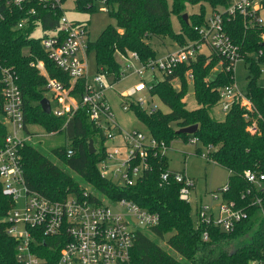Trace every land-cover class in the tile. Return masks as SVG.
<instances>
[{"label":"trees","instance_id":"1","mask_svg":"<svg viewBox=\"0 0 264 264\" xmlns=\"http://www.w3.org/2000/svg\"><path fill=\"white\" fill-rule=\"evenodd\" d=\"M204 1L209 2L214 10L232 3V0H172L170 7L168 0H104L107 12L116 18L117 23L106 26L96 40H89L87 50L88 54L94 53L96 71L111 75L114 84L121 72V64L116 57L119 52L136 51L141 61L146 62L157 54L153 40L159 39L163 43L169 37L178 46H183L199 39L196 27L206 23L204 9L190 13L188 23L183 13L187 4ZM96 2L76 0V8L83 12L96 11L99 9ZM32 7L36 8V13L29 15L27 12ZM0 11V113L4 111L1 67H13L23 93L26 128L30 130L31 125H39L46 132L63 133L75 153L68 156V146L62 145L53 148L54 154L85 183L107 197L113 200L126 198L159 213L160 223L150 232L158 238L170 233L167 242L180 256L163 248L149 232L138 231L131 254L132 264H264V212L252 203L254 193L247 194L252 184L244 176L245 169L264 173V85L258 83L261 65L264 64V24L254 20L249 22L238 13L224 15L225 29L239 46L240 58H245L248 64L250 74L245 92L253 102L255 116L260 114L256 132L248 130L245 108L238 103L232 105L223 119L212 114V108L220 101L219 89L234 82V69L227 68L226 60L220 64L221 69L216 76L210 78L213 68L221 60L214 52L198 54L191 63L181 64L173 75H164L154 83L151 93L169 106L168 111L162 108L148 111L130 101L129 111L136 113L156 139L169 143L178 137H198L197 152L210 147L213 160L229 169V190L223 197L246 208L249 216L226 231L214 224H197L192 204L179 197L182 184L174 174H170L167 180L162 178V173L169 171L166 155L150 154L148 167L131 184L119 185L103 176L99 168L107 150L103 129L89 119L84 106L79 107L66 125L64 119L54 112L47 113L41 105V100L48 97L47 79L31 65L33 61L42 60L51 77L59 79L67 87L71 85V77L51 60L40 38L34 35L37 29L44 33L54 29L63 11L52 10L37 2L18 6L7 0H0ZM172 13H177L181 19V32L173 29ZM23 18L28 20L19 27L18 23ZM84 25L88 28L87 24ZM190 70L197 101L195 108H189L184 100L190 87L186 75ZM174 80L180 81L179 88L174 86ZM84 84V79L78 80L72 91L79 99ZM123 102L122 99L121 104ZM192 124H198L196 133L178 132V129ZM6 134L7 126L0 119V146L4 144ZM91 140L96 147L94 153L90 152ZM22 152L24 175L31 189L53 200L64 199L71 192H83L85 183L56 165L35 145L26 144ZM259 195L263 197L264 208V190L259 191ZM12 205L13 200L3 194L0 182V264H18V241L8 233V222L3 219ZM253 227L254 231L249 234ZM205 231L209 233L208 238L204 237ZM248 235L249 239L242 242ZM50 240L48 238L41 246L46 248ZM55 246L57 252L61 244Z\"/></svg>","mask_w":264,"mask_h":264},{"label":"built area","instance_id":"2","mask_svg":"<svg viewBox=\"0 0 264 264\" xmlns=\"http://www.w3.org/2000/svg\"><path fill=\"white\" fill-rule=\"evenodd\" d=\"M7 1L18 6L37 2L52 10L63 11L54 29L46 33L41 31L40 40L51 60L71 77V85L67 87L59 79L51 77L42 60L33 61L31 65L46 77V87L51 93V111L63 118L65 125L79 107L84 106L89 119L103 129L111 143L108 145L105 142L106 155L99 163L102 175L119 185L135 182L148 167L147 159L150 154L165 155L169 143L156 139L148 130L137 129L123 133L118 126L107 97V91L113 85L111 75L96 71L90 77L87 60L90 40L88 28L82 23L69 20L63 0ZM100 10L107 11L108 8L104 5ZM27 13H36V8L32 7ZM237 13L249 22L254 20L264 24V0H232L230 6L215 9L203 26L196 27L199 39L178 46L177 50L168 52L160 59L155 57L143 62L136 51L119 52L120 77L132 72L142 74L143 69L147 68L153 71L158 68L164 75H173L181 64H189L198 54H205L202 51L204 44L210 47L206 54L214 52L221 57V65L226 60L227 68L232 69L241 54L239 46L225 29L224 15ZM27 20L23 18L18 26H24ZM133 60L138 61L141 68H136ZM1 69L4 111L0 113V119L6 126H13V132L6 134L4 144L0 146L2 192L13 200V205L3 219L8 222V233L18 241V264H132L131 254L137 232L151 233L152 228L160 223V214L142 208L126 198L107 199L98 190L95 192L87 187L82 193L71 192L66 198L59 200H53L31 189L24 175L22 150L39 134L25 126L24 98L17 83L16 71L7 66ZM186 75L191 83V70ZM81 79L85 80V84L79 99L72 91L76 82ZM153 85L154 83L148 86L140 81L129 88L122 96L123 109L129 111L130 101L148 111L161 108L154 100L157 95L151 93ZM144 91L149 92V99L140 95ZM219 91L218 105L221 109L227 113L234 103L240 104L245 108L244 116L249 121L248 130L256 132L260 114L255 116V107L245 89L232 82L221 87ZM191 140L199 144L198 137H192ZM203 149L206 151L202 150V155L209 159L210 147ZM74 153V148L68 146V156ZM170 174H174L176 180L182 184L179 197L191 203L194 180L184 172L170 171L162 173L163 180H167ZM244 176L252 184L247 189V194L254 193L252 203L261 207L264 212L263 197L259 195V191L264 190V173L245 169ZM228 190L229 185L221 190L222 197ZM195 214L197 224H214L226 231L232 230L237 222L249 216L246 208L239 206L235 200L224 197L217 203L196 205ZM208 236V231H205L204 237ZM48 238H51L50 244L43 248L41 245ZM55 244H61L57 252Z\"/></svg>","mask_w":264,"mask_h":264},{"label":"rangeland","instance_id":"3","mask_svg":"<svg viewBox=\"0 0 264 264\" xmlns=\"http://www.w3.org/2000/svg\"><path fill=\"white\" fill-rule=\"evenodd\" d=\"M98 8L100 9L104 6L103 0H97L96 2ZM168 4L172 6V0H168ZM65 14L69 18V20L75 22H82L88 25L89 37L91 40H96L102 30L108 26L109 24L116 25L117 20L114 16H112L109 12L103 10L96 11H79L76 8V0H66L64 3ZM222 6H218L216 8H220ZM224 8V6L222 7ZM204 9L205 17L208 19L210 15L213 13L214 9L210 5L209 2H197V3H189L187 4L186 12L184 13H194L200 12ZM183 13V14H184ZM171 20L173 29L175 31H182V22L177 13L171 14ZM37 37H42V32L40 29L34 33ZM165 42L161 43L159 39L153 40L152 45L157 51L156 59H160L165 56L170 51H175L178 49V43L173 42L169 37L164 39ZM202 51L208 53L210 51V47L207 44L202 46ZM117 59L120 60L119 54L116 55ZM87 60L89 64V72L90 77L92 74L96 72L97 65L94 57V53L87 54ZM136 68H141V64L138 61L133 60ZM234 83L237 84L240 88L246 89V86L249 81V68L245 58H239L234 63ZM221 65L220 63L216 65L211 74L210 78H214L216 74L220 71ZM261 74L258 78V83L260 85H264V64L261 65ZM164 78V72L160 69H155V71L147 68L143 69V73L139 74L136 72L129 73L125 77H120V79L112 85V88H109L107 91L108 101L111 105V108L115 114V119L117 121L118 126L122 129L123 133L133 132L137 129L147 130L146 126L138 119L136 113L131 111H125L121 106L122 96L127 92V90L140 81H144L150 86L155 83L157 80ZM174 86L179 88L180 81L174 80ZM141 96L149 99V92L144 91L140 93ZM47 96L51 97V93L47 92ZM154 100L160 105V107L164 111L169 110V106L164 104L158 96H154ZM184 100L188 103L189 108H195L197 106V101L194 95V88L192 83H190V87L188 92L184 96ZM212 114L218 118L223 119L225 116V112L221 109V107L217 104L211 110ZM32 130L37 132L39 135L31 142L32 145L38 147L51 161H53L56 165H59L61 168L69 172L73 177L77 178L81 183H85L81 178L77 176V174L68 168L60 159L57 157L53 148L59 147L62 145H69V141L66 140V137L63 133H55V132H46L39 125H31ZM13 132V126L11 124L7 125V133ZM110 141L106 139V144L110 145ZM97 147H99L97 143ZM203 151H206L203 149ZM168 158V169L172 172H184L187 176L194 180V185L191 190V204L193 207L192 212L195 214L196 205L202 203H217L221 201L223 198L221 195V190H223L230 183V175L231 172L229 169L224 167L223 165L214 161L211 156L208 159L202 155V151L197 152V144L191 140V138L186 139L184 137H178L169 142V149L166 150L165 154ZM84 187H87L89 190H95L98 192L95 187L91 184L85 183ZM217 195L218 197L214 198L213 196ZM105 196L107 199L109 197ZM111 199V198H110ZM21 203H23V199H21ZM254 231V227L250 230L249 234H252ZM150 236L156 240L163 248L171 252L175 256H179L173 249L170 248L167 238L170 233H167L165 237L158 238L157 236L149 233ZM249 239V235L242 239V242H245ZM240 243V242H239ZM238 243V244H239Z\"/></svg>","mask_w":264,"mask_h":264},{"label":"water","instance_id":"4","mask_svg":"<svg viewBox=\"0 0 264 264\" xmlns=\"http://www.w3.org/2000/svg\"><path fill=\"white\" fill-rule=\"evenodd\" d=\"M183 18L184 20L188 23L189 22V14L188 13H184L183 14ZM263 46H264V42H263ZM41 105H42V108L47 112V113H51V102L49 100V98L47 97H44L42 100H41ZM198 129V124H192V125H189V126H185V127H182L180 129H178V132L179 133H187V134H194L196 133ZM89 146H90V152L91 153H94L96 151V147L94 145V141L91 140L90 143H89Z\"/></svg>","mask_w":264,"mask_h":264},{"label":"crops","instance_id":"5","mask_svg":"<svg viewBox=\"0 0 264 264\" xmlns=\"http://www.w3.org/2000/svg\"><path fill=\"white\" fill-rule=\"evenodd\" d=\"M120 79V78H119ZM47 98H49V100H50V102H51V99H50V97H47ZM52 104V103H51ZM52 106V105H51Z\"/></svg>","mask_w":264,"mask_h":264}]
</instances>
